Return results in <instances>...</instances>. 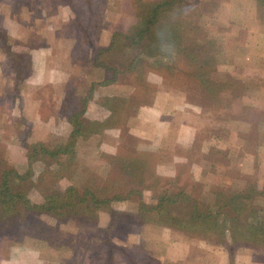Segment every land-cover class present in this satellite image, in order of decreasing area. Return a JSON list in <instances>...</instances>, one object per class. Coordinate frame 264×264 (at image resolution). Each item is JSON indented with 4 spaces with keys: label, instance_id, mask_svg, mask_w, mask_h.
I'll return each instance as SVG.
<instances>
[{
    "label": "trees",
    "instance_id": "16d2710c",
    "mask_svg": "<svg viewBox=\"0 0 264 264\" xmlns=\"http://www.w3.org/2000/svg\"><path fill=\"white\" fill-rule=\"evenodd\" d=\"M120 1L130 11L133 20L111 29L104 46H99L94 51L91 63L90 61L85 62L86 64H80L78 61L74 63V66L81 67L91 65L102 71L103 77L98 81L89 80L88 85L82 90L78 109L66 117L69 131L65 141L53 147L43 143L23 142L25 154L20 169L9 167L0 170V242L7 239L16 245L21 238H28L34 244H41L56 252L67 251L71 249L72 236L70 243L64 239L66 237H58V244L54 239L50 243L46 238L48 230H55L56 227L69 223L74 229L72 234L80 232L75 239L85 240L91 236L89 240L94 241L98 240L101 233L106 237V231L116 221L122 220L127 222L137 234L138 240L136 244L126 248L105 241L108 249L103 264H114V261L119 260L113 256L117 252L120 258L124 259L123 262L118 261V264H167L174 255L181 257L183 263H193L196 261L194 255L197 253H201L204 258L198 259L194 264L212 263L207 262L208 252L198 245V236L201 234L211 238L218 246V251L224 256L226 264H235V259L240 253H247L250 260L256 264H264V189L258 188L255 181H242L236 178V174L241 172L242 160L236 158L234 164L238 168L236 170L232 168L233 172H223L227 177L226 180L229 181L227 192L218 190V183L215 181L208 182L205 179L202 182L203 186L196 188L192 185L195 181L189 171L185 178L157 175L151 169L153 157H162V162H165L167 156L173 153L177 155L183 147L175 146L174 141L168 138L163 142L165 148L131 150L121 147L118 141L124 133V126L121 124L122 105L125 102H135V104L139 102L135 101L138 98L132 94L120 97L113 93L120 75L129 76L133 82H140L151 91L161 92V89H164L175 94L177 98L179 92L184 89L180 87L182 82H191L207 99L213 100L220 93H229V91L234 97L240 98L248 90L253 91V97L258 99L263 95L258 91L260 84L257 86L255 83L254 87L249 88L250 82L247 76L239 85L234 83L220 86L212 81L210 73L213 56L217 52L222 53L224 47L215 32L213 34L207 32L204 18L196 9L197 0ZM49 5L52 7L49 11L54 13L46 11L45 22L47 25L53 24L51 32L52 37L55 36L52 39L54 43L48 39L47 32H44L45 40L41 47H53L57 38L84 37L85 39L87 23L92 20L113 22L111 16L118 7L110 0H49ZM64 6L67 7L69 15H65V22L57 25L56 15L59 11L63 12L59 9ZM23 10V5L17 2L10 1L7 8L0 4V12L11 18V21L16 20V23L20 14L25 12ZM30 10V8L27 10L28 13ZM187 12H191L194 19L182 23L184 19L181 14ZM229 14L243 19L242 29H245V34L247 25H251L254 31L264 33V0H230ZM59 25L60 33H58ZM43 28L45 30V27ZM64 28L68 29L69 35H60L63 34ZM5 32L3 29L0 30L2 43L4 39L10 38ZM10 39L16 45L23 44V48L14 50L16 58L13 59V87L18 92V84L30 72L29 48L32 46L29 42L24 43L23 38L19 40L14 36ZM257 49L258 55L259 48ZM256 51L253 53L255 54ZM1 52H7L5 47L2 49L0 47ZM169 53H172L170 64L161 61ZM142 56L153 59L150 62L144 61ZM57 63L58 60L52 67L59 73L60 69H65V66ZM117 65L120 66L117 68ZM70 71L71 68L69 73H65L66 77H62L68 78ZM148 73L155 74L162 83L168 81V78L177 79V82L168 84L167 87L164 84L161 88L156 87L148 78ZM67 85L68 82L59 81L56 83L55 91ZM96 87L106 93L99 95L94 103L106 110L108 115L102 120L93 119L87 124L81 117L85 111V104L92 99ZM59 109L61 111V107ZM169 123V127L174 125ZM251 128L253 137L250 142L248 141L249 144L264 145V103L260 106L258 119ZM116 130L118 131L116 141L111 140L108 143L114 147V152L110 154L98 151L97 153V159L100 161L97 167L101 165L99 180L95 181V178L93 180L90 174L85 172V168L84 170L79 168L82 170L81 174L76 172L78 166L74 163L77 158L78 141H85L94 135L98 140L96 148L99 149L106 132ZM236 130L233 124L230 132L237 135L239 132ZM164 151L167 154L171 153L166 155ZM37 161L42 167L35 176V184L53 180L56 186L52 187L51 193L38 204L33 203L26 192L16 184L31 177L30 166ZM255 161L256 155H251L248 162L252 164ZM208 167L213 173L217 172L214 165L209 163L206 170L202 167L201 170L198 169V173L205 176ZM151 190L155 191V198L153 202H148L149 198L147 199L144 193ZM113 202H126L124 211L113 210L111 208ZM178 202H184L189 207L186 220L173 217L167 208ZM98 212L107 216L104 228H96ZM48 220H53L55 224L50 226ZM236 221L242 224L239 229L234 226ZM232 223L235 224L231 226ZM147 224L167 231L166 242L156 240L159 250L157 247L153 249L148 243L149 239L142 238L141 232Z\"/></svg>",
    "mask_w": 264,
    "mask_h": 264
},
{
    "label": "rangeland",
    "instance_id": "374dc122",
    "mask_svg": "<svg viewBox=\"0 0 264 264\" xmlns=\"http://www.w3.org/2000/svg\"><path fill=\"white\" fill-rule=\"evenodd\" d=\"M10 1L22 4L24 8L23 11L25 12L20 14L17 23L16 20L13 22L11 21V18L5 17L4 13L0 12V30L3 29L6 31L5 33H7L10 38H13L11 37V33H14L19 40L23 38L24 43L29 42L31 43L30 46L34 48H40L42 46V42L45 40L44 32H47L48 39L54 43L52 39L55 36L53 35L52 37L51 32L53 24L47 25V22H45V12L54 13V11H49L50 9L52 10V7L49 5V0H0V4L5 5L7 8ZM110 1H113L115 5H118V7L116 6L117 8L114 9V15L111 16L113 22H96L95 20H92L87 23V34L85 39L84 37L78 39L57 38L53 47H46L51 51L50 57H47L49 59L48 65L52 67L55 65V61L58 60V63H62L65 66V69H60L59 73L56 71L58 73V79L55 78L56 81L58 83L59 81L68 82L66 87H60L57 92L54 91L55 107L60 106L59 104H61V109L64 110L65 106L69 105L70 111L76 112L81 98V92L85 89V86L88 85V81L100 80L103 77V72L95 69V67L91 65H85V67L74 66L75 61H78L80 64H86L85 62L89 63V61L91 63V57L94 55V51H96L99 46H104L111 29L116 25L118 27L133 20L130 11L123 5L122 1ZM229 6L230 0H197L196 3L198 13L204 18L203 22L207 32L209 34L210 32L211 34L215 32L224 47L222 48V53L217 52V54L213 56V67L210 73L211 79L214 83H217L220 86L231 85L234 83L239 85L240 82L244 81L246 75L249 74L247 76L250 82L249 88L254 87L253 84L255 83L257 86L260 84L264 92V80L258 76L252 75L254 72H257L259 68H264V61H260V55H257V51L251 61H246L244 59L249 52L245 49V45L243 44V41L245 42L246 38L245 29H242V23L239 19H233L229 14ZM16 8L17 7H15V9ZM29 8L31 10L28 13L27 10H29ZM15 9L13 12H15ZM59 10H62L63 12L59 11L56 15L57 25L65 22L66 16L69 15L67 7L64 6ZM181 16L182 19H184L182 23L194 19L193 15L191 16V12L181 14ZM43 27H45V30ZM57 30L55 32H57ZM60 31L61 28L59 25L58 33H60ZM62 31L63 34L60 35L63 36H67L70 33L68 32V29L65 28ZM76 37H78V35ZM10 38L6 40L4 39L3 43L0 39V47L1 49L2 47H5L7 51L6 53H9L6 65L13 71V59L15 60L16 54L12 50L23 48V44L16 45L10 41ZM255 50L258 49L256 48ZM251 52L253 53V51ZM171 54L172 53H169L165 56L166 58L161 61L170 64ZM40 55L41 54L34 56V63L36 61L37 63H40L39 60H41L45 68L46 63L44 62V57ZM142 58L144 61L149 62L153 59V57L148 56L147 58L142 56ZM7 63H9V65ZM7 66H5L6 71H8ZM118 66L120 65H117L116 67L118 68ZM69 68H71L72 71H70V76L65 78V80L62 76L66 77L65 73L69 71ZM79 71H82L83 73ZM147 76L156 87L160 88L163 87L162 84L167 87L168 84H174L177 82V79L168 78V81L162 83L160 78L156 77L153 73H148ZM21 84L22 82L18 85L21 86ZM180 87H184V89L182 92H179V98H177L175 94L169 93L164 89H161V92L151 91L149 87H144L142 83L133 82L129 76L120 75L117 79V84L115 85V92L113 93L120 95V97H126L128 94H132L138 98L135 101H138L139 103L135 104V102H130L129 104V102H125L122 105V112H125V115L128 118L125 117L123 119V123H126V125L123 124L124 133H122V137L118 141L119 145L131 150L157 148L163 137L172 139L175 146H182L185 144V147H183L182 150H179L178 152L176 150L178 153L177 156H168L165 162H162V157H153L151 169L154 170L157 175L167 178L173 176L185 178L187 171H189L192 175L193 181H195V184H191L196 188H201L203 186V179H205L208 182L215 181L218 183V190L227 192L229 181L226 180L227 177L226 175H223V172H233L232 168L235 170L238 168L236 164H234L236 158L242 160L240 165L241 173L242 170L245 172H247V170L254 172L257 170V165L260 162L264 163V145L253 146L252 144H249L253 137L251 135V127L258 119L257 110L262 106L264 100L262 98L256 99L253 97V91L249 90L240 98L234 97V94H231V91H229V93H220V95L213 100L207 99L200 90L192 85L191 82H182ZM11 89H13V93H6L2 96L10 99L13 97V100L17 98L18 100V92L15 91L13 86ZM239 90L240 88L238 91ZM153 92H155L156 97L152 102V106L144 109V105L142 104H147L152 99ZM105 93V91L96 87L93 97L94 99H98L99 95H104ZM64 94L66 95L63 99ZM61 98L63 100H61ZM1 104H7L3 97L0 98V105ZM134 104L138 105L143 110L139 109L137 112L134 108ZM21 106H24V103H22ZM25 107L28 108V106L25 105L23 107L24 109H22L23 111L28 110L25 109ZM95 109L97 110V118L89 120L93 114L91 111ZM87 110L89 111L86 116L81 117V119L87 124L93 119L102 120L108 115V112L103 110V108L97 105V103L93 105L89 104ZM17 111V107H14V114L4 115L0 110V170L9 167L19 170L20 165L24 162L25 148L22 139L28 136L29 132L26 128H28L29 125H26L25 123L27 119L24 116L19 115V112ZM245 120L247 122H245ZM165 122H172L174 125H172V127L162 126ZM233 124L235 125V129H237L236 131L239 132L237 135L230 132V128L233 127ZM18 126H20V128H18ZM226 127H228V129H226ZM21 128L22 134L20 136L16 135L15 131H19ZM176 128L181 133L180 135H178ZM61 132L62 131H60L58 136L43 144L48 147H53L57 144L61 145L66 138L64 137L66 133L62 134ZM106 133L104 140L99 145V149L96 148L98 140L94 135L90 136L85 141H78L76 146L77 158H75V163H78V165L74 163V165L78 166L76 172L81 174L80 171L85 168L87 170H85V172L90 174L93 180L95 178V181L99 180L98 176L101 174V165L97 167L100 162L97 159L98 151L112 154L114 152V147L108 143L111 140L116 141L115 138L118 136L117 130L107 131ZM179 138L180 140L178 141ZM18 139H20V141ZM136 141L147 142L144 145H148L150 142L151 146L149 144V146L134 147ZM162 144L163 143L160 145ZM164 152L166 153V151ZM170 153H166V155H169ZM256 153L259 154L257 155ZM173 154L176 155V153ZM251 155H256V161L252 164L249 162L245 163L244 159L247 157L250 158ZM177 158L181 159V161H177ZM209 163L214 165L217 172L213 173L211 168L208 167L206 175H200L198 169L204 167L206 170ZM204 164H206V166ZM76 166L74 167L76 168ZM41 167L42 164L39 161L31 164V177L20 180L16 183L18 187H21L26 192L27 197L33 201V203L37 204L42 202V200L51 193L52 187H56L53 180L35 184V176H37ZM79 168L82 170H79ZM261 174H264V171ZM236 178L242 181H254L255 175L247 174L245 176L246 179H244V177L238 173L236 174ZM144 194L147 199L149 198L148 202L154 201V190ZM125 203L113 202L111 208L123 212ZM167 208L170 214L175 218L186 220L188 217L189 207L186 206L184 202H178ZM106 217L107 216L104 213H97L96 228H102L106 224ZM48 224L53 226L55 223L53 220H48ZM234 224L235 223H232L231 226ZM241 225V223L236 221L234 226L239 229ZM144 228L145 229L141 232V235L143 236L142 238L145 237L146 240L149 239L148 243L152 245L153 249L157 247L156 240L157 242H166L167 231L164 229L157 228L155 225L151 224H147ZM55 230H51L53 232L48 230L46 233L47 241H50L51 243L54 239L55 243L58 244V237H66L64 239L68 240L70 243L72 236V241L70 243L72 246L70 250H58L56 252L54 249H48L41 244H34L28 238H21L20 242L17 241L16 245L7 239H3L0 242V264H103L108 249V245L105 244V241L108 240L110 241L109 243L117 245L118 247L126 248L130 247L131 244H136V241L138 240L137 234L132 231L127 222L122 220L116 221L115 224L106 231V237L101 233L100 236H98V240L94 241L92 239V241L89 240L91 236H88L89 239L86 238L85 240L82 238L75 239L80 235V232L72 234L74 229L69 223H64L63 225L56 227ZM198 245L200 248L208 252V255H206L208 256L207 262H219L220 264L226 263L224 256L218 251V246L208 236L203 234L199 235ZM159 248L160 247H157L158 250ZM201 255V253L194 255L196 256L195 262H197L198 259L202 260L204 258ZM113 256L115 259H119L114 261V264L124 261V259L122 260V258H120L118 252L113 254ZM175 257L176 259H174ZM246 257L247 256L245 255L238 256L236 258L237 264H245L244 262H247ZM175 260L177 263L174 264L195 263H183L181 257L176 255L168 261L172 263Z\"/></svg>",
    "mask_w": 264,
    "mask_h": 264
},
{
    "label": "crops",
    "instance_id": "0c3cea01",
    "mask_svg": "<svg viewBox=\"0 0 264 264\" xmlns=\"http://www.w3.org/2000/svg\"><path fill=\"white\" fill-rule=\"evenodd\" d=\"M245 14H248V11H245ZM4 16L6 17V15L4 14ZM233 19H239V21L242 23L243 26V22H242V18H238L233 17ZM246 38H245V42L243 41V44L245 45V48L250 51V53L246 54V58H244L246 61H251L254 53H252L251 51H256L254 50L256 47L259 48V55H260V61H264V33H260L257 31H254L253 28L251 27V25H247L246 27ZM9 33V32H8ZM11 36H15L14 33H11ZM12 49V48H9ZM15 50V49H14ZM12 50V51H14ZM30 52V72L27 74V76L23 79L21 86L19 85V91H18V100L17 98L13 100V97L10 98H5L4 96H2L3 94L6 93H13V89L12 86V78H13V73L11 68H9L6 65V62L8 61V54L9 53H0V98H4L5 102L7 104H1L0 105V110L1 112L4 113V115H10V114H14V107H17L19 112V115L24 116L27 121L25 122L26 125L28 124L29 127L26 128L28 130V136H26L24 139H22V141L24 142H28V143H47L48 141L52 140V138H55L56 136H58L60 134V131H62L61 133H66L64 137H66V135L68 134L69 131V124L67 122L66 117L72 113V111H70V107L65 106L64 110L59 109V107H62L61 104H59L60 106H54V91H55V87H56V83H58L56 81L57 75L58 73L56 72V69H54L53 67H50V65H48V58L51 55V51H49V49H47L45 46L43 47H38V48H34L31 47L29 48ZM10 51V50H9ZM15 53V52H14ZM16 54V53H15ZM41 54L44 57V62L46 63V66L44 68L42 61L39 60L40 63H37V61L34 63V56ZM40 55V56H41ZM48 57V58H47ZM9 65V63H7ZM5 66H7L8 71L5 70ZM249 74H247L246 76H248ZM252 75L254 76H258L259 78L264 80V68H259V70L257 72H254ZM56 78V79H55ZM25 82H26V86H25ZM12 85V86H11ZM24 88V89H23ZM258 91L260 93H262V96H259L258 99H263L264 100V92H263V88L261 86H259ZM155 92L152 93V99L147 103V104H142L144 105V109L152 106V102L155 100ZM12 100V101H10ZM94 97H92L91 100L87 101V103L85 104L84 107V113L82 116H86V114L88 113L89 110H87V106L89 104L93 105L94 103ZM22 103H24V106L27 105L28 108L25 107V110L23 111L22 109H24V106H21ZM130 104V103H129ZM30 106V108H29ZM95 106V105H94ZM96 107V106H95ZM134 108L137 110L141 109L138 105L134 104ZM10 109V110H9ZM30 109V110H29ZM96 110V109H95ZM95 110H92L91 113H93L91 115V117L89 118H97V110L95 112ZM135 110V111H136ZM143 110V109H141ZM10 111V113H9ZM259 110H257L258 113ZM128 118L125 115V112H122V125H126V123H123V119L124 118ZM133 117V116H132ZM134 120V119H133ZM171 121V120H170ZM245 122H247L245 120ZM244 122V123H245ZM172 123V122H171ZM170 123L169 122H165L162 124V126H166L169 127ZM172 127V126H170ZM18 128H20V126H18ZM174 128V127H173ZM62 129V130H60ZM176 131L177 128H176ZM175 131V133H176ZM182 132V131H181ZM16 135L20 136L22 134V128L19 131H15ZM14 133V134H15ZM181 133L178 131V135H180ZM184 137V136H182ZM180 137V138H182ZM180 138L178 139V141L180 140ZM20 141V139H18ZM165 140V137H163L162 141L159 143V148L164 147V145H160L161 143H163ZM139 141V140H138ZM135 142L134 147H139V146H151V143L149 142L148 145H144L147 142L144 141H140ZM183 141V139H182ZM189 141H190V136H189ZM188 144V142H187ZM185 145V144H184ZM184 145H182V147H184ZM181 146V145H180ZM165 148V147H164ZM259 154V153H258ZM257 154V155H258ZM171 156H177V155H171ZM168 157V156H167ZM179 158V157H178ZM177 158V159H178ZM250 158H245V163H247L249 161ZM181 161V159H178L177 161ZM159 168V166H158ZM264 163L260 162L257 165V170L254 172H250L249 170H247V172H245L244 170H242V173L240 172V174L245 178V176L248 174H253L255 175V183L256 186L260 189L264 188V174H261L264 169ZM247 256V262H244L245 264H256L254 262H252L250 260V258L248 257L247 253H240V255L238 256ZM237 256V257H238ZM236 257V258H237ZM176 259V257L174 258ZM172 259V260H174ZM171 260V259H170ZM236 260V259H235ZM218 261V260H217ZM177 263L176 260L173 261L172 263L168 262L167 264H174ZM212 264H220L219 262H215ZM226 264V263H225ZM237 264V262L235 263Z\"/></svg>",
    "mask_w": 264,
    "mask_h": 264
}]
</instances>
